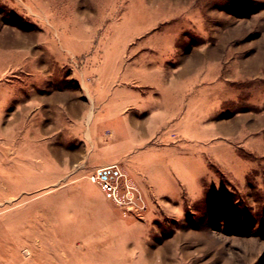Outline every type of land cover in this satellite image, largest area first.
<instances>
[{"label": "rangeland", "instance_id": "374dc122", "mask_svg": "<svg viewBox=\"0 0 264 264\" xmlns=\"http://www.w3.org/2000/svg\"><path fill=\"white\" fill-rule=\"evenodd\" d=\"M0 264H264V0H0Z\"/></svg>", "mask_w": 264, "mask_h": 264}, {"label": "built area", "instance_id": "2783aa9c", "mask_svg": "<svg viewBox=\"0 0 264 264\" xmlns=\"http://www.w3.org/2000/svg\"><path fill=\"white\" fill-rule=\"evenodd\" d=\"M105 187L107 188V190H109V191H111V192H116L115 190L116 189H114V186L113 185H110L109 183H107L106 182V184H105Z\"/></svg>", "mask_w": 264, "mask_h": 264}, {"label": "crops", "instance_id": "0c3cea01", "mask_svg": "<svg viewBox=\"0 0 264 264\" xmlns=\"http://www.w3.org/2000/svg\"><path fill=\"white\" fill-rule=\"evenodd\" d=\"M131 103L130 102H128V103H126V104H124V105H119V107H121V108H129L131 105H130Z\"/></svg>", "mask_w": 264, "mask_h": 264}, {"label": "bare ground", "instance_id": "6f19581e", "mask_svg": "<svg viewBox=\"0 0 264 264\" xmlns=\"http://www.w3.org/2000/svg\"><path fill=\"white\" fill-rule=\"evenodd\" d=\"M109 168H111V167H109ZM95 181L97 180V178H96V176H94V178H93ZM130 187V186H129Z\"/></svg>", "mask_w": 264, "mask_h": 264}]
</instances>
